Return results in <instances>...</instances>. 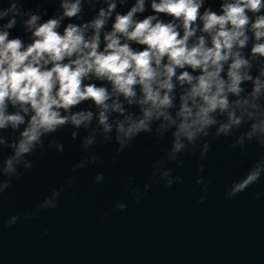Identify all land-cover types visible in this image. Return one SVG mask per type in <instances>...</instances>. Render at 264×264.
<instances>
[{
  "label": "water",
  "instance_id": "water-1",
  "mask_svg": "<svg viewBox=\"0 0 264 264\" xmlns=\"http://www.w3.org/2000/svg\"><path fill=\"white\" fill-rule=\"evenodd\" d=\"M14 2L0 0V10ZM221 2L208 0V5L218 11ZM134 3L118 4V11ZM41 5L48 15L56 13V0H18L25 12ZM85 9L87 20L91 12L89 6ZM11 18L9 14L0 23ZM26 18L17 16L10 30L25 44L31 42ZM251 46L252 41L246 55ZM252 64L255 76L264 58ZM242 87L246 95L253 85L245 81ZM181 91L178 86L177 107ZM258 103L264 105V96ZM125 107L129 113L140 112L126 101ZM78 109L98 113L91 102ZM215 115L217 124L208 134L195 141L183 138L185 147L179 152L173 151L174 126L160 127L167 123L163 118L122 151L115 128L105 133L95 117L88 127L65 125L46 136L43 147L26 154L11 174L3 169L14 155L11 144L19 131L0 130L6 140L0 144V184L9 182L0 192V264H264V197L256 195L264 193V178L234 197L228 195L234 181L264 160V139L243 135L240 144L241 135L250 131L247 119L231 133L217 135L227 116ZM118 117L111 113L110 121ZM73 132L78 133L75 139ZM88 137L93 143L84 146ZM52 141L62 142L65 151L59 153ZM80 161L85 166L73 172ZM100 173L103 178L97 179ZM122 204L127 208L121 209Z\"/></svg>",
  "mask_w": 264,
  "mask_h": 264
},
{
  "label": "clouds",
  "instance_id": "clouds-1",
  "mask_svg": "<svg viewBox=\"0 0 264 264\" xmlns=\"http://www.w3.org/2000/svg\"><path fill=\"white\" fill-rule=\"evenodd\" d=\"M126 2L56 0V13L48 15L42 5L22 11L17 0L0 10V21L12 14L0 23V130L19 131L5 173H14L26 154L43 147L46 136L69 124L88 127L94 117L105 133L115 128L119 151L163 118L167 123L160 127L174 126L173 151L179 152L185 147L183 138L195 141L208 134L217 124V112L227 116L217 135L231 133L247 119L250 131L241 135L240 144L243 135L264 139V105L258 103L264 96V67L255 76L251 71L252 61L264 58V0H222L218 11L208 0H135L127 11H118V4ZM86 5L91 12L87 20ZM149 7L147 15H139ZM17 16L27 17L23 23L30 43L11 34ZM245 81L253 87L242 95ZM125 101L138 105L139 114L129 113ZM85 102L94 104L98 113L78 109ZM111 113L122 119L110 121ZM77 135L73 132V139ZM5 142L0 137V144ZM92 143L88 137L84 146ZM51 145L65 151L62 142ZM84 166L76 162L72 171ZM27 167H32L30 161ZM262 178L264 160H258L233 182L228 195L234 197ZM8 183L0 184V192ZM256 195L264 197L262 192Z\"/></svg>",
  "mask_w": 264,
  "mask_h": 264
}]
</instances>
